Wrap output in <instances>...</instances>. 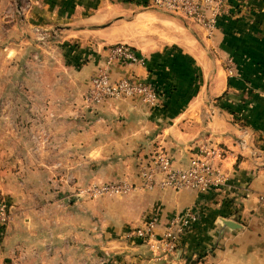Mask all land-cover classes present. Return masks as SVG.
I'll return each mask as SVG.
<instances>
[{"label":"crops","instance_id":"crops-1","mask_svg":"<svg viewBox=\"0 0 264 264\" xmlns=\"http://www.w3.org/2000/svg\"><path fill=\"white\" fill-rule=\"evenodd\" d=\"M18 1L0 0V201L14 212L0 227V264H186L209 249L207 264H264V0H225L209 39L189 20L144 8L145 0ZM32 27L47 31L46 43L33 40ZM114 44L144 62L111 63L110 78L150 83L157 105L125 99L92 114L80 109ZM200 145L223 153L225 181L205 194L136 188L95 208L64 206L42 192L58 182L38 177L71 168L75 152L92 153L100 170L136 185V157L157 147L184 168ZM187 210L197 220L172 256L154 258L125 235L147 217L160 234Z\"/></svg>","mask_w":264,"mask_h":264},{"label":"built area","instance_id":"built-area-1","mask_svg":"<svg viewBox=\"0 0 264 264\" xmlns=\"http://www.w3.org/2000/svg\"><path fill=\"white\" fill-rule=\"evenodd\" d=\"M145 7L157 12L172 14L199 25L211 33L216 27V19L225 12V0H145ZM33 40L44 44L49 36L47 31L32 27ZM105 65L98 68L91 76L88 87L81 100L80 109L86 113H94L99 106L115 100L137 99L143 105L152 107L159 103L157 90L148 82L134 77L111 79L107 66L111 63L142 65L144 59L131 47L125 44H114L106 48ZM242 148L243 141L238 142ZM218 147L211 148L200 145L193 152L186 167L175 168L170 158L159 148H154L134 159V173L138 184H128L125 181L113 184H100L80 190V194L98 197L103 194H126L136 188L145 190L170 189L172 191L191 190L205 194L221 187L225 177L217 168V162L222 158ZM257 201L264 203V190L257 194ZM198 214L187 210L182 214L170 217L164 224L162 232L156 234V218L147 217L141 226L131 230L127 237L140 241L148 246L154 258L172 256L180 245L181 238L196 222ZM10 207L0 201V227L11 222ZM200 256L195 264H207ZM195 256H192L193 260Z\"/></svg>","mask_w":264,"mask_h":264},{"label":"rangeland","instance_id":"rangeland-1","mask_svg":"<svg viewBox=\"0 0 264 264\" xmlns=\"http://www.w3.org/2000/svg\"><path fill=\"white\" fill-rule=\"evenodd\" d=\"M16 3H22L16 0ZM172 15V14H168ZM176 17L175 15H173ZM180 18V17H177ZM187 21V20H186ZM180 20L178 21L183 28L185 29L186 33H189L194 39L197 38V34L192 31L191 26L188 22ZM211 33H204V36L206 39H209ZM201 45V44H200ZM212 51V50H211ZM213 54H215L214 51H212ZM222 66L225 70H227L230 66V63L228 61H224L222 63ZM0 131H1V123H0ZM1 144V140H0ZM61 157V156H60ZM73 162L71 168L67 169H58V171L50 172V171H44L41 173L40 177L41 179L45 180L49 184V179L56 180L57 186L55 187H43L42 192L48 193L50 191H54V195L59 200L60 204L66 205H75L82 202H89L92 206H95L93 203H98V201L104 200V201H112L116 198H121L126 194H103L98 197H90L87 194H80V190L85 189L88 186L94 185H100V184H113V183H119L121 180L117 179L115 176L116 172L114 171H105L99 169L98 162L96 163L95 158H99L95 154H88L82 155L79 152H75V154L72 156ZM106 176V177H104ZM128 183V182H127ZM132 184V183H128ZM29 190H33V187L28 188ZM45 190V191H43ZM33 192V191H32ZM131 192V191H130ZM78 196V197H75ZM76 198V199H75ZM7 204V203H6ZM10 207V206H9ZM79 210H75L74 213L79 214ZM11 215L13 216L14 212L10 208ZM60 214L59 216H61ZM63 216V215H62ZM97 222L96 217H93L91 219L90 223ZM134 228H131L127 230L125 235L127 236L128 233L133 230ZM130 238V237H128ZM135 243V242H134Z\"/></svg>","mask_w":264,"mask_h":264},{"label":"trees","instance_id":"trees-1","mask_svg":"<svg viewBox=\"0 0 264 264\" xmlns=\"http://www.w3.org/2000/svg\"><path fill=\"white\" fill-rule=\"evenodd\" d=\"M212 249L205 250L200 254L195 255V258L192 260L191 257L187 260H185L186 264H195L197 262V259L200 258V256H209L212 254Z\"/></svg>","mask_w":264,"mask_h":264},{"label":"water","instance_id":"water-1","mask_svg":"<svg viewBox=\"0 0 264 264\" xmlns=\"http://www.w3.org/2000/svg\"><path fill=\"white\" fill-rule=\"evenodd\" d=\"M75 197H78V196H75ZM76 199V198H75ZM219 225L221 227H226L228 229H235L237 228L238 226L232 222H229V221H224V220H219Z\"/></svg>","mask_w":264,"mask_h":264}]
</instances>
